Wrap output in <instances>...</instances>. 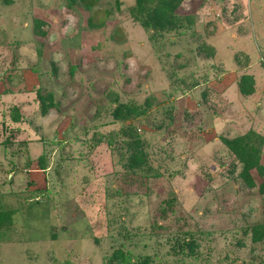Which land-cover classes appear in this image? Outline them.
<instances>
[{
    "label": "rangeland",
    "instance_id": "obj_1",
    "mask_svg": "<svg viewBox=\"0 0 264 264\" xmlns=\"http://www.w3.org/2000/svg\"><path fill=\"white\" fill-rule=\"evenodd\" d=\"M134 4L0 1V264H264L263 179L222 142L264 140V0H185L163 34Z\"/></svg>",
    "mask_w": 264,
    "mask_h": 264
},
{
    "label": "trees",
    "instance_id": "obj_2",
    "mask_svg": "<svg viewBox=\"0 0 264 264\" xmlns=\"http://www.w3.org/2000/svg\"><path fill=\"white\" fill-rule=\"evenodd\" d=\"M3 3H6L8 0H0ZM82 6L87 8L89 11L92 10L95 6V0H80ZM134 9L131 11V18L136 21L140 27L144 30L150 29L153 32L156 31L159 34L167 33L170 31L177 30L185 24L187 26L190 23V20L193 19L191 15H186L183 18L180 16H175L176 10L183 5L185 0H134ZM97 10H93L91 16H89L90 21L95 20ZM38 26L45 25L44 22L36 21ZM44 34V31L37 33ZM54 72L56 68L53 66ZM238 91L243 96H250L254 92V79L251 75H241L239 81L237 82ZM39 107L43 114L52 111L57 107V102L54 101L53 94L51 92L45 91L42 94V98L39 99ZM123 113L126 115H138L139 113L134 109H131L127 104H117L113 109L114 118H123ZM123 115V116H122ZM18 115H13L12 120L17 121ZM135 134V132H134ZM250 136L243 135L237 139L228 140L223 138L222 142L228 151L234 155L237 161L241 165V170L239 176L243 179L247 187L253 186L254 182L251 177V171L255 170L257 174L263 179L259 184V191L264 193V166L259 165V146L264 142L263 139H257V143L253 144L250 141ZM258 144V145H257ZM129 149H131V162L132 165L139 164L145 159V155L140 146V140L137 136L133 137V141L129 143ZM130 165V166H132ZM247 231L251 234V239L254 242L264 240V228L261 225H252L249 228H246ZM188 236H191L188 234ZM182 245H186L189 249H192L194 246V240L192 237L182 242ZM180 248V247H179ZM125 256L120 253V255H115L112 259L121 262ZM127 264H130L128 261ZM141 264H148L144 259Z\"/></svg>",
    "mask_w": 264,
    "mask_h": 264
}]
</instances>
